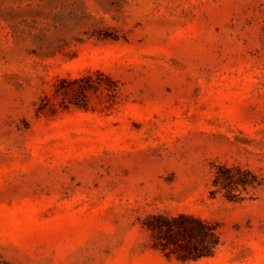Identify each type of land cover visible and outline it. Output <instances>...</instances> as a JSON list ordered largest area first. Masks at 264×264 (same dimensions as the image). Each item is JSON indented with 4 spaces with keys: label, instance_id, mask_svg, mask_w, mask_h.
Returning a JSON list of instances; mask_svg holds the SVG:
<instances>
[{
    "label": "rangeland",
    "instance_id": "obj_1",
    "mask_svg": "<svg viewBox=\"0 0 264 264\" xmlns=\"http://www.w3.org/2000/svg\"><path fill=\"white\" fill-rule=\"evenodd\" d=\"M95 70L117 111L36 113ZM218 163L261 183L213 194ZM156 212L217 223L215 254L151 248ZM0 264H264V0H0Z\"/></svg>",
    "mask_w": 264,
    "mask_h": 264
},
{
    "label": "trees",
    "instance_id": "obj_2",
    "mask_svg": "<svg viewBox=\"0 0 264 264\" xmlns=\"http://www.w3.org/2000/svg\"><path fill=\"white\" fill-rule=\"evenodd\" d=\"M119 105L118 81L104 71L95 70L77 77L56 75L49 91L40 95L36 113L53 116L77 106L111 114L119 109ZM260 183L258 174L248 167L218 163L210 192H222L227 198L238 200L250 196V191ZM140 225L149 233V246L172 260L187 262L212 256L221 243L218 224L191 213H150L141 219Z\"/></svg>",
    "mask_w": 264,
    "mask_h": 264
}]
</instances>
